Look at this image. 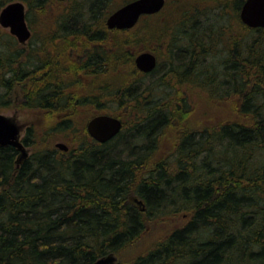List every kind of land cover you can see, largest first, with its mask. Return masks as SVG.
I'll return each mask as SVG.
<instances>
[{
  "label": "trees",
  "instance_id": "obj_1",
  "mask_svg": "<svg viewBox=\"0 0 264 264\" xmlns=\"http://www.w3.org/2000/svg\"><path fill=\"white\" fill-rule=\"evenodd\" d=\"M13 1L0 0V10ZM16 1L26 4L29 21L32 11L41 14L50 4L59 3ZM106 1L91 2L89 24L82 19L83 25L75 24L78 17L74 7L60 16L61 38L79 39L87 48L107 41L114 50L106 57L107 63H132L128 48H135L136 41H119L115 35L128 34L137 25L129 30H108L105 20L112 11L106 10ZM128 1L131 0L125 3ZM244 1L231 0V6L238 11ZM103 13L105 17L99 20ZM237 23L239 28L256 34L246 59L240 55L238 40L233 38L224 65L223 73L231 77L233 85L235 77L241 75L246 81L251 74L255 78L252 89L240 95L235 114L240 119L197 135L182 134L176 152L179 170L170 174L165 163H157L156 171L143 178H139V172L149 166L139 158L124 156L129 143L113 144L121 133L100 144L85 129L81 142L68 146L67 152L48 144L59 131L73 127L71 116L90 101L88 97L75 101L63 97L57 74L48 76L44 64L25 63V58L22 62L23 50L15 48L16 41L3 45V49L0 44V106L5 104L3 97L14 82L23 84L29 77L35 81L34 74L44 70L37 80L42 84L46 78L48 87L34 92V104L29 108L49 118L62 119L41 140H32L29 135L22 138L26 147L35 146L36 151L18 166V151L12 146H0V264H96L101 258L115 255L142 237L146 220L154 217L140 215L134 204L127 203L132 193L146 202L148 214L162 204L174 202L181 206L178 211L189 213L188 220L145 253L115 264H264V29L246 27L239 15ZM67 42L69 50L72 41ZM92 48V52H85L86 61L76 68L77 72L94 76L101 67L102 57L96 47ZM65 56L64 60L69 59L68 54ZM28 66L33 69L27 70ZM244 80L241 77L238 93H243ZM118 87L121 95L131 88L124 83ZM147 110L151 115L149 123L135 128L134 139L151 140L153 132L170 120L169 112L162 113L156 106ZM123 127L122 120L121 130Z\"/></svg>",
  "mask_w": 264,
  "mask_h": 264
},
{
  "label": "rangeland",
  "instance_id": "obj_2",
  "mask_svg": "<svg viewBox=\"0 0 264 264\" xmlns=\"http://www.w3.org/2000/svg\"><path fill=\"white\" fill-rule=\"evenodd\" d=\"M92 1L65 0L50 4L47 11L43 10L41 14L32 11L30 21L27 20L32 36L24 45L19 44L14 37L9 38L8 30L0 27L1 49L3 45L9 46L16 41L15 48L23 50L22 62L25 58L27 59L25 63L30 61L36 66L44 64L47 66L45 72L48 76L54 77L57 74V83L63 86V97L68 96L71 101L88 97L90 101V104L78 109L77 113L71 116L73 127L69 131H59L48 144L54 147L57 143L75 146L81 142L91 118L104 114L114 115L123 120L124 129L113 144L119 145L127 141L129 147L124 156L130 155L132 160L139 158L138 160L149 166L141 169L139 178L147 177L151 171H156L154 168L157 163H165L172 174L179 170L176 152L182 134L197 135L198 132L240 119L238 115L235 116L236 107L242 99L240 95L252 89L255 78L251 74L246 81L244 75H241L240 78L235 77L233 85L230 83L231 77L223 73L224 65L231 53L228 49L231 47L230 41L233 44V38L238 40L239 49L241 47L240 55L246 59L256 34L239 28L237 25L239 10L236 11L231 6V0H166L161 12L145 16L130 33L115 35V39L120 38L119 41L125 38L130 43L136 41L135 48L132 46L128 48V55L132 56L133 60L139 53L151 50L157 57L153 72L141 73L134 61L121 64H116L115 61L107 63L106 57L114 50L110 49L105 41L92 46L96 47L95 51L102 57L101 67L98 66L94 76L86 75L84 71L77 72L76 68L84 64L85 52H92L93 48L91 46L87 48L85 42H78L79 39L73 37L62 39L58 19L74 7L75 17H78L75 21L77 26L83 25L80 23L81 19L86 24L92 23L90 14ZM125 1L107 0L106 10L113 11ZM104 17L103 13L99 20ZM170 37L172 39H169ZM69 40L72 41V45L68 50ZM104 44L106 45L103 46ZM35 53H38L37 57L31 58ZM59 54H63L60 61ZM67 54L69 59L64 60ZM30 69L33 67L28 66L27 70ZM17 70L20 71V68ZM86 70L91 71V68ZM43 71L39 70L34 74L35 81H31L29 77L28 80L26 78L23 80V84L14 82L12 89L6 90V96L3 97L5 104L0 106L1 115L16 119L22 130V138L29 135L32 140L37 138L41 140L52 125L62 121L60 116L55 120L54 117L49 118L44 113L29 108L34 104L35 91L48 87L45 86L48 84L46 78L42 80V84L38 81ZM241 77L245 79V88L243 93H238ZM30 83L33 84L29 86ZM53 83H56V80H53ZM122 83L131 87L123 95L122 89L118 87ZM118 89L121 90L120 93L117 92ZM150 106L152 109L156 106L162 113L169 112L170 120L157 128L158 131L153 132L154 137L151 140L134 139L135 128H142L149 123L147 120L151 115L147 109ZM137 115H140V119ZM27 149L29 154L36 151L32 145L27 146ZM127 203L134 204L140 215L154 217L150 221L146 220L148 223L145 232L142 237H137L133 245L124 247L115 255L110 254L114 259L112 264L117 260L128 262L133 256L145 253L162 240L165 234L183 226L188 220L189 213L178 211L181 206L174 202L160 205L152 214H148L146 202L134 193L129 195Z\"/></svg>",
  "mask_w": 264,
  "mask_h": 264
},
{
  "label": "water",
  "instance_id": "obj_3",
  "mask_svg": "<svg viewBox=\"0 0 264 264\" xmlns=\"http://www.w3.org/2000/svg\"><path fill=\"white\" fill-rule=\"evenodd\" d=\"M164 5L165 0H134L113 11L106 19V26L110 30L131 29L138 23L140 17L156 14ZM239 18L241 23L250 29H264V0H245L240 7ZM0 26L8 29L20 44H25L31 37L22 2H12L0 11ZM134 64L140 72L150 73L156 67V57L149 52H143L135 57ZM121 126L122 123L118 118L98 115L88 121L86 130L92 139L104 144L119 134ZM20 134L21 127L16 119L0 114V146H12L18 151L17 166L28 156ZM55 147L65 152L68 150L63 143H57ZM113 260L108 255L99 259L96 264H112Z\"/></svg>",
  "mask_w": 264,
  "mask_h": 264
}]
</instances>
